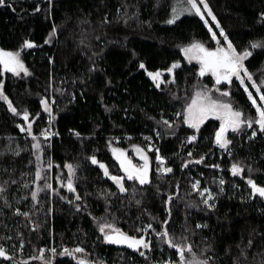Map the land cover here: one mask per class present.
<instances>
[{"label":"trees","instance_id":"obj_1","mask_svg":"<svg viewBox=\"0 0 264 264\" xmlns=\"http://www.w3.org/2000/svg\"><path fill=\"white\" fill-rule=\"evenodd\" d=\"M173 2L7 0L10 6L0 7V48L20 51L30 73L16 76L4 72L0 65V84L13 106L21 112L27 109L29 120L34 121L33 135L43 148L40 165L44 177L34 182L35 142L19 127H27V122L12 114L7 103L0 100V184L8 181L3 196L11 204L6 206L4 198H0V245L13 255L12 261L0 260V264H42L31 259L39 249L46 250L47 258L51 255L47 249L53 246L59 253L62 247L71 249L77 245L85 248L90 254L88 259L98 264H162L164 260H178L175 250L152 229L145 235L152 242L151 251L141 249L146 251V259L127 245L106 243L97 221L111 222L137 237L144 235L137 230L149 223L157 232L167 227L177 241L187 236L197 255L207 248V256L212 257L210 264L264 262V198H253L247 183L250 177L264 186V133L258 132L249 139L253 129L239 134L229 132V155L214 142L219 121L209 120L195 133L180 122L182 116L177 120L175 113L182 112L202 88L212 89L214 98L232 102L246 116H255V109L238 81L231 86L230 97H221L214 90L217 85L211 77H201L199 66L186 61L184 47L193 42L214 47L215 42L198 16H186L167 25ZM207 2L238 50L249 48L252 41L264 42V0ZM125 12L131 17L127 23L122 18ZM105 16L110 23L102 25ZM215 31L219 37L217 28ZM50 36L51 41L46 42ZM25 40L34 42L35 47H23ZM251 51L253 55L246 60V66L259 83L264 79V50ZM174 62L180 66L173 69L172 75L165 76V82L157 88L147 73L167 71ZM140 63L145 68H140ZM250 91L255 93L254 89ZM44 99L52 108L51 123L41 103ZM162 118L174 122L173 128L163 125ZM45 129L55 133L47 142L40 136ZM157 131L160 137L156 136ZM193 134L197 140L189 142L187 137ZM149 144L159 148V155L166 158L164 166L173 169L171 173L156 171L159 162ZM134 146L142 147L150 155L151 182L140 185L126 180L128 192L119 193L90 157L95 155L99 162L106 163L111 174L122 175L111 148L131 150ZM201 156L203 162L183 167L186 161ZM234 162H242V174L232 175ZM68 163L75 167L71 178L80 201L75 199L76 193L61 187V181L66 185L70 178ZM221 178L225 180L223 192L219 190ZM45 180L56 192L45 189L38 192V202L33 201L31 192L36 190L37 183L43 187ZM197 180L200 190L207 187L215 193L214 201H210L215 203L214 210L208 209L199 191L192 188ZM170 194L173 198L169 204ZM16 208L29 212L30 218L16 214ZM165 220L167 225L163 224ZM250 239L252 245L248 247ZM61 261L75 264L59 254L53 264Z\"/></svg>","mask_w":264,"mask_h":264},{"label":"snow or ice","instance_id":"obj_2","mask_svg":"<svg viewBox=\"0 0 264 264\" xmlns=\"http://www.w3.org/2000/svg\"><path fill=\"white\" fill-rule=\"evenodd\" d=\"M51 2V0H49ZM10 4L7 3V0H0V7H8ZM15 9H13L14 11ZM185 11L192 13L196 16H199L201 20L204 21L205 24H208V20L205 19L206 16L211 17L213 21H215V27L219 29V37L216 31H213L212 27L208 28V31L211 33V40L215 42L214 47L206 46L202 42H193L188 46L183 48L184 56L191 63L193 60L199 64V75L204 77L206 74H210L215 79V91L220 93L221 97H230L231 96V86L234 81H238V86L243 88V91L247 94V99L251 102V105L255 109V116L248 115L246 116L242 109H238L233 106V103L230 101H225L223 99L214 98L212 95V89H200L195 92V94L190 98V101L186 103L182 112L175 113L177 120L182 116L183 124H186L189 129H194L195 133H199L201 126L208 120L214 119L219 121L218 130L215 131V144L218 145L221 149L229 152L231 155V150L229 149V145L232 144V139L228 138V133L231 131L232 133L239 134L241 132H246L247 129H253L249 136V139H253L257 136V133H264V79H261L258 83L256 79L253 77V73L249 71V68L246 66L245 61L253 55L251 49L260 48L264 50V42L261 41H252L250 42V47L245 48L243 50H238L233 42L229 39L228 34L225 32V29L221 27L219 21L216 16L213 14L211 7L209 6L207 0H186ZM39 11V8L36 9ZM173 16L171 19L167 21V23L172 24L178 18L179 13L177 9L174 7L172 9ZM127 23L128 19L131 17L127 12L124 13L122 17ZM261 19L264 20V13H261ZM110 23L107 16H105L104 20L101 21V24ZM53 35H55V29L53 31ZM222 38V39H221ZM52 37H49V40L46 42H50ZM23 47L25 48H33L35 47L34 42L30 40H25L23 42ZM0 65L3 66L4 71L11 72L16 76H20L21 73L25 75L30 74L28 68L25 66L24 61L21 58L20 51H7L3 48H0ZM140 68H145L143 63H140ZM179 62H174L170 68L167 69L169 73L173 71V69L179 67ZM95 70V67L92 69ZM148 76H150L155 83L157 88H160L161 83L165 81L161 80V72H148ZM246 81H250L251 83H247ZM110 82V81H109ZM174 82V81H173ZM220 85H226L227 88L222 90ZM254 89L258 96H254L253 92L250 91ZM0 100H3L7 103L8 109L12 114L16 116H22L24 122H27V127L23 125H19L20 130L22 132H26L28 135L32 137V140L35 142L33 147L37 150V170L35 172V181L38 182L41 179H44L41 174V165L40 153L43 151L41 142L36 135H33V122L29 120V112L27 109H24L22 112L18 111L16 107L13 106L12 101L4 94L3 85L0 84ZM259 101V102H258ZM44 105V111L49 114V123L54 119L52 114V108L47 99L41 101ZM54 103V100H53ZM110 111V109H108ZM38 115V114H37ZM163 125L167 126L168 129H172L174 126V122H170L167 119H163ZM254 125H257L258 128H254ZM178 126V125H177ZM55 133L49 132L47 129L43 130L40 133V136L45 138V142H47L52 135ZM171 134H175L174 132ZM79 136V133H76ZM160 132H156V136L160 137ZM145 139L151 140V137H146ZM189 142L196 141L197 135L193 134L187 137ZM149 150L155 151V159L159 162L156 171L160 173H171L173 169L171 167H165L166 158L159 155V148H155L153 144L148 145ZM135 151L140 159L143 161L142 164L133 163V160L128 157L126 152L123 149L113 148L112 153L115 156V159L119 162V167L123 171L124 175H111L108 167L100 163L96 156L93 155L90 157L91 162L93 164L99 163V167L103 169V174L106 177H109L118 188L119 193L128 192V188L125 186V181L138 182L140 185H145L150 183V157L147 155L145 150L139 146H135ZM18 154V152H17ZM188 156L191 157L192 153L189 152ZM204 160V156H201L199 159L193 161H186L183 167H187L189 163H201ZM48 167L51 168V163L48 164ZM68 169V176L70 177L67 180V184L65 185L63 181H61V187H67L68 191L76 193V188L74 186V181L71 177L75 175V167L68 163L66 164ZM212 167L219 168V165H212ZM249 173H251L252 169H248ZM231 172L233 176L240 175L244 172V166L242 162H234L231 165ZM16 181H12L15 183ZM248 185L251 186V196L255 198L257 195L260 198H264V186H259L252 179L248 178ZM8 184V181H4L3 184H0V198H4V203L6 206L11 207V204L8 202L6 197L3 194L6 192L5 185ZM200 181L197 180L192 184V188L199 191V194L202 198V203L208 208H215V203H210V201H214L215 196L212 193L211 189L205 187L202 190L199 189ZM225 184L224 179L219 180L220 192L224 191L223 185ZM24 187H28L27 184ZM45 189H50L53 192H56L53 189L51 183L45 180L43 187L37 183V188L35 191L31 192V198L33 201H37L38 192L43 191ZM136 189L133 187L132 195L135 196ZM108 196H115L116 193H107ZM172 195L168 196L167 202L170 204L172 201ZM75 199L80 201L82 198L78 193H76ZM38 202V201H37ZM71 203V201H69ZM137 204H140V200H136ZM77 210L80 209V205H76ZM15 213L18 215H22L25 218H30L29 212H21L19 208L15 209ZM169 217L171 216V209H168ZM93 219H96L93 217ZM99 225V232L103 234V239L106 243L115 244V245H127L128 248L136 250L139 252L141 256H144L147 259L146 251H142L141 249L151 251V241L145 239V235H147L148 230L152 229L156 235L163 240V242L167 243V245L174 249L176 254L178 255V260L173 261L171 259L164 260L162 264H210L212 257L207 256L208 249H204V251L197 255L193 249V245L188 241L187 236H182L179 241L168 231L167 227H164L163 231L157 232L156 229L153 228L152 224L149 223L146 227L140 228L137 231L142 232L144 235L139 237L134 235H129L124 232L120 228L116 227L111 222H101L97 221ZM168 221L165 220L163 222L164 225H167ZM197 227H207V225H197ZM186 231H190V229H185ZM194 234V233H193ZM10 239V237H9ZM252 241L251 239L248 241V247H251ZM23 245L21 244V250ZM45 249L41 248L38 250V255L31 257L32 260H39L42 264H53L56 256L59 254L61 257L67 256L70 260H74L75 264H98L97 261L88 259L89 253L86 252V249L77 245L74 248L62 247V250L58 253L56 247H51L47 249L50 252L49 257H45ZM187 253V255H186ZM80 254V255H77ZM241 254H244V250L241 249ZM0 260L2 261H12L13 255L9 254L3 245H0ZM27 264V262H25ZM61 264H64L61 261ZM102 264V262H99ZM160 264V262H157ZM264 264V262H262Z\"/></svg>","mask_w":264,"mask_h":264},{"label":"rangeland","instance_id":"obj_3","mask_svg":"<svg viewBox=\"0 0 264 264\" xmlns=\"http://www.w3.org/2000/svg\"><path fill=\"white\" fill-rule=\"evenodd\" d=\"M176 8L177 9V12L179 13V15H178V18L175 20V22L174 23H172V24H169V23H166L167 25H173V24H175L177 21H179V20H181L183 17H186V16H196V15H194V14H192V13H189V12H187V11H185L184 9H185V7H186V0H174V2H173V5H172V9L173 8ZM172 9H171V16H170V18L169 19H171L172 18V16H173V12H172ZM199 17V16H198ZM200 18V17H199ZM168 19V20H169ZM205 19H207L208 20V24H205L206 25V27L207 28H209L210 26L212 27V29H213V31H215V29H216V27H215V21H213L212 19H211V17H208V16H206L205 17ZM203 21V20H202ZM204 22V21H203ZM215 28V29H214ZM218 30V32H219V29H217ZM183 54H184V52H183ZM186 61L188 62V60L186 59ZM189 63V62H188ZM191 63H193V64H196V65H198L199 66V64H197L196 63V61L195 60H193ZM245 64H246V61H245ZM2 66V65H1ZM2 70L4 71V69H3V66H2ZM4 72H6V71H4ZM167 75H172L171 73H169L168 71H161V80H163L164 81V78H165V76H167ZM207 76H210L211 77V80L213 81V83H215V79H214V77H212L210 74H206L205 75V77H207ZM172 77V76H171ZM151 78V77H150ZM208 78V77H207ZM171 80H172V78H170ZM251 83V82H250ZM256 93V92H255ZM253 93V95H255V96H258V94L256 93ZM259 102V101H258ZM210 120H214V119H210ZM209 121V120H208ZM208 121H206L205 123H207ZM204 123V124H205ZM203 124V125H204ZM202 125V126H203ZM229 132H231V131H229ZM140 147V146H139ZM219 147V146H218ZM113 148H118V147H112L111 148V153H112V149ZM142 148V147H141ZM118 149H121V148H118ZM219 149L220 150H223V149H221L220 147H219ZM124 150V149H123ZM145 150V149H144ZM125 152H126V154L128 155V157L129 158H131L132 160H133V163H136V164H142L143 163V161L140 159V157L137 155V153H136V151H135V146L134 147H132L131 148V150H124ZM131 152V153H130ZM145 152L147 153V155L150 157V155H149V153L145 150ZM112 156H113V158L115 159V156L113 155V153H112ZM116 160V159H115ZM116 162L118 163V165H119V162L116 160ZM100 163H103V164H105L106 166H107V164L106 163H104V162H100ZM94 165H96V166H98L99 167V163H97V164H94ZM108 167V166H107ZM100 168V167H99ZM101 170H102V172H103V169L102 168H100ZM110 172V171H109ZM121 172H122V175L121 176H123L124 175V173H123V171L121 170ZM151 172H152V162H151V158H150V176H151ZM111 174V173H110ZM111 175H115V174H111ZM105 176V175H104ZM106 177V176H105ZM111 183H113L114 185H115V187L117 188V185L109 178V177H106ZM118 189V188H117ZM213 194H214V196L216 197V195H215V193L214 192H212Z\"/></svg>","mask_w":264,"mask_h":264},{"label":"water","instance_id":"obj_4","mask_svg":"<svg viewBox=\"0 0 264 264\" xmlns=\"http://www.w3.org/2000/svg\"><path fill=\"white\" fill-rule=\"evenodd\" d=\"M2 261V260H1ZM5 262H10V261H5Z\"/></svg>","mask_w":264,"mask_h":264},{"label":"bare ground","instance_id":"obj_5","mask_svg":"<svg viewBox=\"0 0 264 264\" xmlns=\"http://www.w3.org/2000/svg\"><path fill=\"white\" fill-rule=\"evenodd\" d=\"M213 85V84H212ZM223 89V88H222ZM217 95V94H216Z\"/></svg>","mask_w":264,"mask_h":264}]
</instances>
